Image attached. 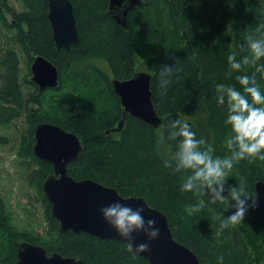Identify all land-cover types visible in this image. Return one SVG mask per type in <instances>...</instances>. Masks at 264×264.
<instances>
[{"label": "trees", "instance_id": "obj_1", "mask_svg": "<svg viewBox=\"0 0 264 264\" xmlns=\"http://www.w3.org/2000/svg\"><path fill=\"white\" fill-rule=\"evenodd\" d=\"M69 1L78 32V41L69 50L55 48L48 0H18L21 10L0 2V29L10 34L11 41L0 51V125L21 122L15 140L21 177L34 190L46 223L44 234L20 230L0 192V264L15 262L16 240L84 264H148L123 242L83 232L59 233L42 190L43 180L53 169L32 152L34 128L41 122L79 137L81 156L67 167L74 180L89 179L116 189L123 197H142L167 217L175 240L191 249L200 264H264V220L254 191V183L264 181V159L259 154L246 156L228 171L230 183L244 181L255 207L242 222L219 231V220L231 210L228 201H212L196 190L182 192L180 185L190 171L167 167L164 161L172 149L159 143L168 122L180 119L204 141L202 148L211 145L214 155L229 154L225 141L232 133L225 123L226 104L216 101V85L243 90L236 77L251 75L253 66L230 70L227 56L236 52L241 59L247 54L241 47L246 37L264 35V0H141L128 12L126 27L109 15L107 0ZM23 55L27 59L24 72L20 68ZM36 56L44 57L59 72L58 86L41 94L29 73ZM165 64L174 65L175 70L162 90L158 74ZM136 70L151 75L152 103L162 118L158 129L123 115L113 92L111 78L126 80ZM258 82L264 89V79ZM121 120V130L114 133ZM8 142L0 134V147ZM192 204L200 207L190 215L186 209Z\"/></svg>", "mask_w": 264, "mask_h": 264}, {"label": "water", "instance_id": "obj_2", "mask_svg": "<svg viewBox=\"0 0 264 264\" xmlns=\"http://www.w3.org/2000/svg\"><path fill=\"white\" fill-rule=\"evenodd\" d=\"M108 2V13L119 25L126 27L129 11L141 5V0H127V5L119 14L115 9L122 0ZM47 19L52 30V38L56 49L69 50L77 43L78 32L69 0H48ZM31 81L39 89H54L59 84L58 69L42 56H36L31 65ZM151 75L145 71L136 70L134 75L126 80L111 79L114 92L119 97L123 114H129L150 126L158 129L162 118L157 114L152 103L150 90ZM121 120L113 131H120ZM33 154L42 162L52 166L53 173L42 182V190L51 206V215L58 221L59 233H88L105 240H115L125 243L117 233L99 216V208L115 200L133 206L143 205L146 217H155L160 233L149 242V250L137 255L148 264H200L196 254L184 244L175 240L168 226L167 217L158 209L150 207L142 197H123L112 187L86 179L74 180L67 171L70 163L81 156L82 145L77 135L65 131L57 125L46 122L38 123L34 128ZM256 205L264 220V181L254 183ZM145 241L143 234H137L135 244ZM126 244V243H125ZM17 248L16 260L13 264H84L80 259L62 256L59 253L46 252L41 245L27 241H15ZM127 245V244H126ZM133 252V251H132ZM134 253V252H133ZM135 254V253H134Z\"/></svg>", "mask_w": 264, "mask_h": 264}, {"label": "clouds", "instance_id": "obj_3", "mask_svg": "<svg viewBox=\"0 0 264 264\" xmlns=\"http://www.w3.org/2000/svg\"><path fill=\"white\" fill-rule=\"evenodd\" d=\"M126 5L127 0H122L115 13L119 14ZM241 47L246 49L247 54L237 59V53L232 52L227 56V61L230 70H240L245 65L253 66L251 75L245 73L236 77L243 85V90L235 86L216 85V101L219 105L226 104L225 123L230 126L232 133L225 141L229 154L224 157L214 155L211 145L202 148L204 141L197 137L187 121L180 119L170 120L159 140L160 144L167 143L172 149L169 158L164 161L165 165L176 172L190 171L180 185L182 192L196 190L205 193L212 201H228L231 210L219 220V231L242 222L249 209L255 207V199L245 191L244 181L239 185L230 183L227 179L228 171L234 162L246 156L259 154L264 159V89L258 82L264 79V62H261L264 61V35L249 34ZM174 70V65L168 64L160 70L158 81L162 90L169 86ZM199 207V204H192L186 211L191 215ZM98 211L101 219L135 254L148 251L149 242L160 233L157 219L146 217L143 205L133 206L115 200L101 206ZM220 215L223 216V213ZM137 234H143L145 241L135 244L134 251ZM218 260L222 261L223 257H218Z\"/></svg>", "mask_w": 264, "mask_h": 264}, {"label": "rangeland", "instance_id": "obj_4", "mask_svg": "<svg viewBox=\"0 0 264 264\" xmlns=\"http://www.w3.org/2000/svg\"><path fill=\"white\" fill-rule=\"evenodd\" d=\"M7 2L17 10H21L18 0H0ZM10 34L0 29V51H4L10 45ZM27 67V59L24 55L20 60V68L24 72ZM181 118H188L180 114ZM21 122L10 126L0 125V134L7 136L8 144L0 147V192L5 198L13 213L12 220L20 230H28L34 233L44 234L45 217L43 207L35 197V192L28 187L21 177L20 162L16 156V138L20 134ZM116 136V135H114Z\"/></svg>", "mask_w": 264, "mask_h": 264}, {"label": "flooded vegetation", "instance_id": "obj_5", "mask_svg": "<svg viewBox=\"0 0 264 264\" xmlns=\"http://www.w3.org/2000/svg\"><path fill=\"white\" fill-rule=\"evenodd\" d=\"M34 58H35V57H34ZM33 61H34V59L32 60V62H31L30 65H29L30 80H31V65H32ZM110 81H111V80H110ZM32 83H33V82H32ZM33 84H34V83H33ZM34 85H35V86L37 87V89H38V90H37V91H38L37 94H41L42 92H44V90L41 91V90L39 89V87H38L36 84H34ZM111 86H112V84H111ZM112 89H113V87H112ZM113 92H114V90H113ZM114 94L116 95L115 92H114ZM116 96H117V95H116ZM117 97H118V96H117ZM118 99H119V97H118ZM119 102H120V100H119ZM123 115H124V114H123ZM114 133H117V132L114 131ZM255 199H256V197H255Z\"/></svg>", "mask_w": 264, "mask_h": 264}, {"label": "bare ground", "instance_id": "obj_6", "mask_svg": "<svg viewBox=\"0 0 264 264\" xmlns=\"http://www.w3.org/2000/svg\"><path fill=\"white\" fill-rule=\"evenodd\" d=\"M197 256V255H196Z\"/></svg>", "mask_w": 264, "mask_h": 264}]
</instances>
